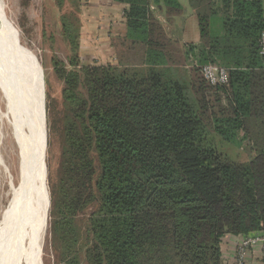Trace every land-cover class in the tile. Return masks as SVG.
Wrapping results in <instances>:
<instances>
[{"label": "trees", "instance_id": "trees-1", "mask_svg": "<svg viewBox=\"0 0 264 264\" xmlns=\"http://www.w3.org/2000/svg\"><path fill=\"white\" fill-rule=\"evenodd\" d=\"M112 1L126 6L116 65L82 66L77 17H60L70 55L68 66L54 61L64 106L49 194L56 264H221L223 237L264 233V0H223L219 11L188 0L196 46L149 9L171 23L176 0ZM216 62L227 87L201 75ZM214 134L249 157L221 155Z\"/></svg>", "mask_w": 264, "mask_h": 264}, {"label": "rangeland", "instance_id": "rangeland-1", "mask_svg": "<svg viewBox=\"0 0 264 264\" xmlns=\"http://www.w3.org/2000/svg\"><path fill=\"white\" fill-rule=\"evenodd\" d=\"M2 3L4 6L3 15L10 24L12 32L18 38L27 56L40 69L43 78V102L46 124L45 168L47 193L49 192L48 197L50 202V186L56 179L63 141L62 118L64 116V106L61 96L63 83L55 73L54 61H60L68 66L70 55L68 45L61 33V15L64 13H74L73 15L77 17L78 56L82 66L116 65V49L114 48L113 50L109 46L110 37L108 35H111V33L103 25L106 18L103 16L99 17L98 9L99 5L102 4L100 2L63 0L62 8L59 6V0H2ZM214 20L216 21V19ZM214 65L227 68L217 62ZM185 69L179 70L178 77L183 79L186 77L187 70ZM0 112H4L2 102H0ZM7 124L5 119L2 118L0 121V211L7 205V199L3 197L7 191V174L3 173L5 172L3 167L8 168L7 170L14 178V183H16L19 176V154L14 146L11 130ZM209 142L218 153L231 160L243 161L245 160L244 157H249L250 149L249 147L245 148L246 145L244 144L239 148L238 145L225 142L216 134L209 137ZM1 164L4 166L2 167ZM91 210L92 208H88L78 216L77 222L81 227H83ZM49 212L50 203L46 221L47 228L42 245L41 264H56L55 252L52 248L49 232ZM233 243L235 244V242ZM224 244L225 242L221 246ZM229 250L226 247L224 255ZM222 262L226 263L227 261L225 259ZM233 263L234 259L231 264ZM81 264H86L83 256L81 257Z\"/></svg>", "mask_w": 264, "mask_h": 264}, {"label": "bare ground", "instance_id": "bare-ground-1", "mask_svg": "<svg viewBox=\"0 0 264 264\" xmlns=\"http://www.w3.org/2000/svg\"><path fill=\"white\" fill-rule=\"evenodd\" d=\"M3 9L0 0V102L4 106L0 121L4 118L11 130L19 154V176L14 183L1 164L7 174L3 196L7 205L0 211V264H41L49 210L43 78L12 32Z\"/></svg>", "mask_w": 264, "mask_h": 264}, {"label": "crops", "instance_id": "crops-1", "mask_svg": "<svg viewBox=\"0 0 264 264\" xmlns=\"http://www.w3.org/2000/svg\"><path fill=\"white\" fill-rule=\"evenodd\" d=\"M94 3L100 2L102 4L99 5L98 14L99 17H105L104 19V27L107 29L111 35H108L110 38L109 46L110 48L116 49V45L120 38L124 36L125 33V25H124V9L125 5L118 4L113 2L112 0H89ZM223 0H212V9L215 11L216 9L221 10ZM179 4L180 13L178 16L173 18L171 23H167L164 20L163 14L156 7L150 5L149 9L154 12L155 16L161 21L163 26L166 28L169 35L175 39L180 41V43L185 45H193L196 46L199 44V30H198V21L195 10L190 6L188 0H176ZM216 8V9H215ZM102 25V27H103ZM116 55V51H115ZM116 57V56H115ZM116 61V58H115ZM114 65V64H112ZM224 240V241H223ZM236 238L233 236H225L221 240V244L225 242L223 246L220 244V248L222 249V261L226 259V263L221 264H231L234 259V243ZM227 245V246H226ZM228 247L230 250L227 254L224 255L225 249ZM254 258L252 256L247 257V262L252 264Z\"/></svg>", "mask_w": 264, "mask_h": 264}, {"label": "built area", "instance_id": "built-area-1", "mask_svg": "<svg viewBox=\"0 0 264 264\" xmlns=\"http://www.w3.org/2000/svg\"><path fill=\"white\" fill-rule=\"evenodd\" d=\"M259 56L264 70V31L259 38ZM203 79L211 86L227 87L229 69L206 64L200 68ZM252 256V264H264V233H254L239 237L235 241V255L233 264H249L247 257Z\"/></svg>", "mask_w": 264, "mask_h": 264}, {"label": "water", "instance_id": "water-1", "mask_svg": "<svg viewBox=\"0 0 264 264\" xmlns=\"http://www.w3.org/2000/svg\"><path fill=\"white\" fill-rule=\"evenodd\" d=\"M47 195H48V193H47ZM48 204H49V197H48Z\"/></svg>", "mask_w": 264, "mask_h": 264}]
</instances>
